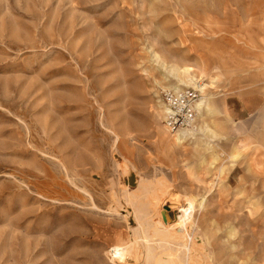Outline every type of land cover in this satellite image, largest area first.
Here are the masks:
<instances>
[{"label": "rangeland", "instance_id": "rangeland-1", "mask_svg": "<svg viewBox=\"0 0 264 264\" xmlns=\"http://www.w3.org/2000/svg\"><path fill=\"white\" fill-rule=\"evenodd\" d=\"M262 38L264 0H0V264H113L140 186L163 223L202 200L211 264H264ZM185 86L222 134L166 128Z\"/></svg>", "mask_w": 264, "mask_h": 264}, {"label": "bare ground", "instance_id": "bare-ground-1", "mask_svg": "<svg viewBox=\"0 0 264 264\" xmlns=\"http://www.w3.org/2000/svg\"><path fill=\"white\" fill-rule=\"evenodd\" d=\"M186 70L182 71L186 79L184 83L192 85L193 82ZM211 107L210 98L207 96H201L196 100L198 117L200 112L210 113ZM223 127L224 125L219 123L218 131H214L207 122L197 121L195 125V129L202 133L222 134ZM186 133L194 135L190 128L180 135L186 137ZM144 193V187L140 186L125 198L133 208L138 225L125 240L109 245L106 251L109 262L125 264L132 258L136 264H211L210 252L205 245L198 242L201 235L199 229L194 228L195 216L202 200L199 201L192 195L181 198L177 203L178 213L174 215L172 221L167 220L168 215L161 205H157L158 211L164 216L163 223L151 210L150 203L154 198L147 199Z\"/></svg>", "mask_w": 264, "mask_h": 264}, {"label": "built area", "instance_id": "built-area-1", "mask_svg": "<svg viewBox=\"0 0 264 264\" xmlns=\"http://www.w3.org/2000/svg\"><path fill=\"white\" fill-rule=\"evenodd\" d=\"M199 96V89L194 87L165 88L160 91L164 124L170 132H178L195 125L196 100Z\"/></svg>", "mask_w": 264, "mask_h": 264}, {"label": "crops", "instance_id": "crops-1", "mask_svg": "<svg viewBox=\"0 0 264 264\" xmlns=\"http://www.w3.org/2000/svg\"><path fill=\"white\" fill-rule=\"evenodd\" d=\"M262 40H264V38H262ZM252 64L256 66L255 68H256V71L258 72L257 75H260L261 77V79H259V82L263 83L264 82V54H263V50H261L260 48H258L256 56L252 60ZM224 129H225V126L223 127V130ZM226 154L229 159H231L232 157H235L233 150Z\"/></svg>", "mask_w": 264, "mask_h": 264}]
</instances>
